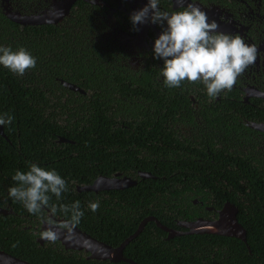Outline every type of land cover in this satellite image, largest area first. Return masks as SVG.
<instances>
[{
	"label": "trees",
	"instance_id": "trees-1",
	"mask_svg": "<svg viewBox=\"0 0 264 264\" xmlns=\"http://www.w3.org/2000/svg\"><path fill=\"white\" fill-rule=\"evenodd\" d=\"M77 21L21 26L0 8V44L23 46L36 57V66L23 76L0 67V113L13 116L0 135V205L13 210L0 214V250L32 264H264V162L250 159L234 141L245 137L241 119L229 110H211L196 125L199 117L183 84L166 88L157 68L134 71L99 29H83L84 21ZM217 105L240 107L227 99ZM180 124L189 131L183 134ZM31 163L66 178L69 191L61 202L79 200L85 212L75 227L111 247L146 217L182 230L176 222L189 219L193 199L216 208L234 204L246 242L214 234L166 239L150 221L123 250L133 263L86 259L57 240L40 244L32 228H23L38 226L37 216L7 195L14 170L26 171ZM116 173L136 184L96 193L77 190ZM95 199L100 207L93 213L87 203ZM54 217L65 220L59 212Z\"/></svg>",
	"mask_w": 264,
	"mask_h": 264
},
{
	"label": "flooded vegetation",
	"instance_id": "flooded-vegetation-1",
	"mask_svg": "<svg viewBox=\"0 0 264 264\" xmlns=\"http://www.w3.org/2000/svg\"><path fill=\"white\" fill-rule=\"evenodd\" d=\"M197 2L210 19L216 20L217 31L238 32L247 43L257 46L258 54L254 63L237 77L232 89L222 91L215 99L206 96L199 81L183 83L184 92H189L187 94L192 111L199 117L196 125H201L203 120L201 114L204 112L222 109L231 111L236 118L241 119L239 122L246 126L245 137L234 141H239L244 146L243 149L250 159L264 162V0H197ZM146 3L147 0H0V8L4 14L16 13L25 18L23 21L28 24L21 26H56L62 25L70 18L74 21H84L83 29H99L105 42H110L122 50L123 62L134 71L147 66L159 70L163 61L153 59L152 46L161 32V26L145 22L142 25L137 24L134 28L129 19L134 11L139 10ZM183 4L184 0H161L160 7L182 10ZM78 21L75 24L79 23ZM30 22L36 23L31 25ZM138 27L142 29L141 35H138ZM158 77L162 79L159 73ZM221 99H227L230 103H239L240 107L234 105L229 106L230 108L219 107L217 103ZM180 129L184 134L185 130L189 131L190 128L180 124ZM103 196L108 198V194ZM205 202L191 200L193 206L189 207V219L183 221L217 220L218 212L226 202L221 208ZM5 204L0 205V208L13 213L12 207H4ZM45 216L48 214L46 213ZM52 219L58 225L61 224L55 220L59 218L52 217ZM176 225L182 228L179 231L186 230L177 222ZM37 227L30 223L23 227L32 228L36 242L40 239ZM44 242L49 241L44 240L40 244Z\"/></svg>",
	"mask_w": 264,
	"mask_h": 264
},
{
	"label": "clouds",
	"instance_id": "clouds-1",
	"mask_svg": "<svg viewBox=\"0 0 264 264\" xmlns=\"http://www.w3.org/2000/svg\"><path fill=\"white\" fill-rule=\"evenodd\" d=\"M160 4L161 0H147L129 19L134 28L145 22L161 26L152 55L153 59L163 61L159 68L163 85L179 88L185 81H199L211 99L222 91H230L237 77L257 59V46L247 43L238 32L217 31L216 20L208 17L197 0H184L182 10L162 9ZM35 66L36 57L23 46L13 49L0 44V67L23 76ZM12 121L11 114L0 113V127ZM11 180L14 183L7 189L8 197L37 216L38 236L42 240L55 242L57 227L70 233L85 215L79 200L61 202L62 194L69 191L68 181L55 168L31 163L26 171L14 170ZM52 197L56 202H51ZM99 207V199L87 203V209L93 213ZM45 209L50 215H43ZM58 212L65 217L59 225L52 219ZM43 225L48 227L42 230Z\"/></svg>",
	"mask_w": 264,
	"mask_h": 264
},
{
	"label": "water",
	"instance_id": "water-1",
	"mask_svg": "<svg viewBox=\"0 0 264 264\" xmlns=\"http://www.w3.org/2000/svg\"><path fill=\"white\" fill-rule=\"evenodd\" d=\"M5 15L11 21L20 24L27 25L25 21L16 13H7ZM61 16L59 17V19ZM36 22L29 24L33 25ZM141 27H138V35H141ZM144 30V29H143ZM64 86L68 87L71 90H76L81 92L73 84L62 82ZM0 135L4 137L3 128L0 127ZM60 141H65L61 139ZM138 175L141 178H152L150 173L138 172ZM136 184V180L131 177L123 176L120 177L118 173L114 174L111 177L99 176L97 177L92 184L80 186L77 188L78 191H93L99 192L104 190H121L127 187H131ZM11 212L0 208V214L6 215ZM47 214L49 215L48 211ZM237 208L234 204L226 202L221 210L218 212V219L211 222H206L203 220L196 221H179L177 224L186 230L179 231L172 228H167L163 226L155 217H146L138 225L137 229L128 236L119 246L111 247L97 239H94L90 235L81 231L79 228L74 227V229L67 233L61 231L57 227L58 239L57 241L63 246L65 250H73L77 252H83L86 254V259L97 260V261H109V262H128L133 263L131 260L126 259L123 256V250L125 246L132 241L139 233L143 230L147 222L153 221L156 226L161 230L166 232V239L174 238L175 236H180L183 234H214L220 236L234 237L237 239L246 242V231L241 226L237 220ZM57 222L62 223L64 219H55ZM48 227L47 225L42 226L43 228ZM44 240L39 239L38 242L42 243ZM0 264H32L17 257H14L3 250H0Z\"/></svg>",
	"mask_w": 264,
	"mask_h": 264
}]
</instances>
